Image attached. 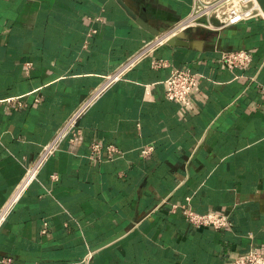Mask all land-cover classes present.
I'll list each match as a JSON object with an SVG mask.
<instances>
[{"label":"crops","instance_id":"1","mask_svg":"<svg viewBox=\"0 0 264 264\" xmlns=\"http://www.w3.org/2000/svg\"><path fill=\"white\" fill-rule=\"evenodd\" d=\"M193 3L131 0L149 30L117 0H0V209L102 76ZM175 36L87 110L80 142L63 141L41 166L0 225V264H82L89 252V264H229L264 250V17ZM234 49L251 53L246 68L220 62ZM158 58L166 64L152 66ZM173 68L199 74L187 104L165 95ZM92 140L120 153L98 159ZM187 198L229 214V226L171 211Z\"/></svg>","mask_w":264,"mask_h":264},{"label":"built area","instance_id":"2","mask_svg":"<svg viewBox=\"0 0 264 264\" xmlns=\"http://www.w3.org/2000/svg\"><path fill=\"white\" fill-rule=\"evenodd\" d=\"M256 17H264V8L258 0H194L190 12L179 21L161 30L135 52L129 54L114 70L104 74L101 81L95 85L83 98L80 104L71 112L61 126L54 132L53 136L42 145L36 158L30 166L21 182L15 187L11 195L0 209V225L5 220L19 196L36 176L38 170L46 162L48 157L60 148L63 141H68L72 145L80 142V129L78 122L87 110L110 89L115 82L125 77L126 73L133 68L144 57L149 56L158 46L167 42L180 31L195 25L213 26L223 28L241 21ZM215 21V23H213ZM220 62L229 68H246L252 61L251 53L246 49L224 50L220 53ZM152 66H164L165 60L153 59ZM198 73L189 68H173L164 79L165 95L168 99L187 104L197 86ZM262 97H264V85L261 86ZM8 101L14 98H7ZM90 152L98 159H112L120 153L114 144H103L97 140L89 143ZM152 144L141 148L144 156L153 151ZM55 177V176H54ZM184 203H172L171 211L180 210L188 223L195 227L210 226L215 229H226L230 224V216L224 212L207 211L198 212L189 205V198ZM91 253H87L82 259V264H89ZM229 264H264V250L256 246H251L247 250L240 252Z\"/></svg>","mask_w":264,"mask_h":264},{"label":"water","instance_id":"3","mask_svg":"<svg viewBox=\"0 0 264 264\" xmlns=\"http://www.w3.org/2000/svg\"><path fill=\"white\" fill-rule=\"evenodd\" d=\"M119 4L126 10V12L142 27L146 29H150V26L145 22L142 18L138 16V14L135 12L133 8L129 6L131 0H117ZM160 30H156L153 34H158ZM176 36H172L167 40V43L172 44L176 40Z\"/></svg>","mask_w":264,"mask_h":264}]
</instances>
